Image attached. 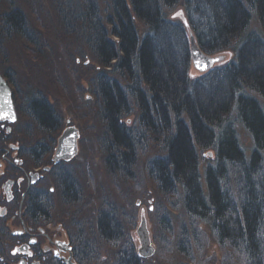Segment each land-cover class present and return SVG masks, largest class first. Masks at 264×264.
<instances>
[{"label":"trees","instance_id":"obj_1","mask_svg":"<svg viewBox=\"0 0 264 264\" xmlns=\"http://www.w3.org/2000/svg\"><path fill=\"white\" fill-rule=\"evenodd\" d=\"M109 2L111 13L103 19L93 0H83L84 10L77 15L87 25L86 42L102 70L127 79L122 87L107 73L97 78L109 137L107 168L130 175L136 149L156 145L161 154L150 158L148 173L158 188L176 194L190 217L207 221L220 246L241 253L242 264H264V108L255 96L264 99V0ZM180 2L184 17L168 19L165 10ZM5 14L6 28L22 34L21 11ZM133 17L144 26L141 35ZM253 18L261 33L250 27ZM188 32L205 54L231 50L233 58L192 77ZM131 98L138 116L129 128L122 115L129 114ZM30 110L43 128L57 123L43 99L31 102ZM236 122L252 139L248 158L238 143ZM197 149L212 151L202 174L205 192ZM232 176L238 192L230 187ZM64 190L74 193L69 183ZM31 207L44 212L36 203ZM96 225L101 237L113 240L118 229L106 213L99 214ZM115 264L142 263L140 256L120 248Z\"/></svg>","mask_w":264,"mask_h":264},{"label":"rangeland","instance_id":"obj_2","mask_svg":"<svg viewBox=\"0 0 264 264\" xmlns=\"http://www.w3.org/2000/svg\"><path fill=\"white\" fill-rule=\"evenodd\" d=\"M93 1L102 19L110 15L109 0ZM82 3L83 0H0V14L18 9L25 23L22 34L11 31L5 42L9 59L24 82L27 94L40 92L60 120L58 131L44 133L34 126L35 134L41 136L42 141L51 148L66 128L73 127L78 134L77 154L68 164L70 175L76 183L78 202L72 207L67 206L56 190L57 193L52 195V215H72L73 224L78 223L77 233L86 236L81 248L85 250L89 264H115L120 248L139 256L140 244L136 230L142 218L153 249L152 255L140 257L142 264H242L241 253L220 246L207 221L190 217L176 194H165L158 188L148 173L150 158L161 154L156 145L149 142L147 146L136 149L135 159L129 169L130 175L125 171L107 168L104 146L109 137L101 99L97 94V78L100 72L109 75V69L102 70L86 42L87 25L77 17L84 10ZM165 14L168 19L181 20L185 15L182 2L165 10ZM133 21L141 35L144 26L135 17ZM250 27L261 33L255 18ZM219 54L225 57L214 67L233 58L231 50ZM109 76L115 78L122 87L127 84V79L118 71ZM192 77H195V72ZM142 88L145 89V86L142 85ZM255 96L264 108V99ZM129 104L130 112L126 116L122 115V123L132 128L138 109L132 98ZM232 118L234 120V115ZM25 119L30 127L33 123ZM235 130L238 143L248 158L252 139L237 122ZM209 153L212 154V151L197 149L198 172L204 192L202 174L212 157ZM230 187L232 191L238 192L233 176ZM100 212L106 213L118 229L111 241L99 235L96 218ZM260 238L264 258V222Z\"/></svg>","mask_w":264,"mask_h":264},{"label":"flooded vegetation","instance_id":"obj_3","mask_svg":"<svg viewBox=\"0 0 264 264\" xmlns=\"http://www.w3.org/2000/svg\"><path fill=\"white\" fill-rule=\"evenodd\" d=\"M5 18V13L0 14V264H89L81 248L86 236L77 233L78 223L73 224L71 214L55 217L51 213L56 190L67 206L78 202L68 167L77 145L72 157L56 156L65 131H75L76 144L77 131L63 130L52 148L35 134L34 126L44 133L58 131L60 120L55 113V126L43 128L32 115L30 103L39 99L54 109L40 92L25 91L5 46L12 33ZM25 118L34 125L29 127ZM68 183L73 195L64 190ZM33 203L44 212L34 211Z\"/></svg>","mask_w":264,"mask_h":264},{"label":"water","instance_id":"obj_4","mask_svg":"<svg viewBox=\"0 0 264 264\" xmlns=\"http://www.w3.org/2000/svg\"><path fill=\"white\" fill-rule=\"evenodd\" d=\"M189 55L191 65L197 73H206L211 70L215 64L223 61L224 55H207L196 44L193 36H189ZM76 153V133L73 129L65 131L64 135L60 138L57 157L70 158ZM210 154V153H209ZM211 155V154H210ZM136 235L140 247L138 249V255L140 257H148L152 255L153 249L149 244L148 234L146 230L145 221L142 218L139 227L136 230Z\"/></svg>","mask_w":264,"mask_h":264},{"label":"bare ground","instance_id":"obj_5","mask_svg":"<svg viewBox=\"0 0 264 264\" xmlns=\"http://www.w3.org/2000/svg\"><path fill=\"white\" fill-rule=\"evenodd\" d=\"M190 34L193 36V38H194V35L191 33V32H188L187 33V39H188V42H190V38H189V36H190ZM26 40V39H25ZM194 40H195V38H194ZM30 41V40H29ZM33 45V44H32ZM188 50H189V45H188ZM189 57H190V55H189ZM190 64H191V61H190ZM191 68H192V70L194 71V72H196L195 70H194V68L192 67V65H191ZM197 73V72H196Z\"/></svg>","mask_w":264,"mask_h":264}]
</instances>
